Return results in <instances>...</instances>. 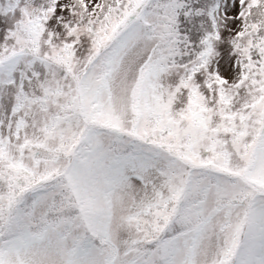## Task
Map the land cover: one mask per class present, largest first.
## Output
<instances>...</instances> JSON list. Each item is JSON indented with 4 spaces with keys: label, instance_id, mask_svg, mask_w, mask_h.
Masks as SVG:
<instances>
[{
    "label": "snow or ice",
    "instance_id": "6c2138e0",
    "mask_svg": "<svg viewBox=\"0 0 264 264\" xmlns=\"http://www.w3.org/2000/svg\"><path fill=\"white\" fill-rule=\"evenodd\" d=\"M0 264H264V0H0Z\"/></svg>",
    "mask_w": 264,
    "mask_h": 264
}]
</instances>
